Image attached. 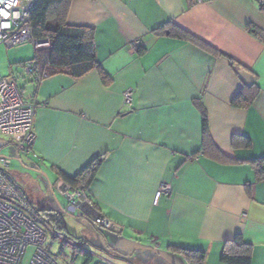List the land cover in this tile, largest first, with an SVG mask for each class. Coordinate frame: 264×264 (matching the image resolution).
<instances>
[{"label":"crops","instance_id":"crops-1","mask_svg":"<svg viewBox=\"0 0 264 264\" xmlns=\"http://www.w3.org/2000/svg\"><path fill=\"white\" fill-rule=\"evenodd\" d=\"M261 5L72 0L67 23L94 31L108 80L98 71L80 80L62 71L42 80L19 75L23 96L40 107L32 152L17 153L9 139L4 145L19 160L9 173L36 211L61 215L82 264H190L173 247L203 250V264H224V243L237 235L253 247L252 264H264V165L257 166L264 159ZM177 28L218 54L187 41ZM136 42L141 47L132 51ZM232 62L255 77L249 107L232 104L246 87ZM128 89L131 107L124 103ZM204 115L211 141L205 147ZM98 157L101 167L87 193L119 232L68 214L55 188L60 173L75 177ZM28 171L46 175L50 189L31 188ZM162 185L172 192L157 199Z\"/></svg>","mask_w":264,"mask_h":264},{"label":"built area","instance_id":"built-area-1","mask_svg":"<svg viewBox=\"0 0 264 264\" xmlns=\"http://www.w3.org/2000/svg\"><path fill=\"white\" fill-rule=\"evenodd\" d=\"M35 3L36 0H0V46L13 48L33 44L36 50L49 46L48 40H37L33 35L31 12ZM140 47V42L131 45L132 51ZM36 71L35 62L24 66L27 75H34ZM133 93V89L124 92V103L128 107L132 106ZM39 107V102L23 96L16 78L0 75V134L12 141L19 154H30L33 150ZM9 166L10 159L0 156V264H61L44 248L47 232H54L33 208L25 190L14 181ZM55 188L66 200L69 214L84 217L100 229L120 231L118 225L98 212L95 201L82 186L59 180ZM171 192L170 185H162L157 199ZM30 248L33 255L26 262Z\"/></svg>","mask_w":264,"mask_h":264},{"label":"trees","instance_id":"trees-1","mask_svg":"<svg viewBox=\"0 0 264 264\" xmlns=\"http://www.w3.org/2000/svg\"><path fill=\"white\" fill-rule=\"evenodd\" d=\"M72 0H36L31 12L33 35L37 40H48L49 46L36 50L35 57L30 62L37 64V71L34 75L37 78L48 77L62 71L75 80H80L93 71H98L102 80L106 82L108 77L101 68L96 56V44L94 31L85 27L72 26L67 23V15ZM259 4L264 0H256ZM264 9V6L261 5ZM178 34L214 54L217 50L212 46L195 37L191 33L177 28ZM261 37V34L255 32ZM234 67H238L232 62ZM252 96H248V93ZM256 94L255 86L244 87L236 96L232 104L238 107H249ZM204 147L209 144L210 137L208 131V120L206 115L203 118ZM235 140V139H234ZM236 142V141H235ZM250 146V142L246 143ZM103 157H98L91 161L75 177H68L60 173L61 180H64L75 187L82 186L86 191L96 179L101 167ZM264 159L257 166L262 168ZM262 175V173H259ZM97 206V205H96ZM40 218L47 227L54 232L57 238L67 241L66 244L75 243L77 239L66 229L61 215L53 210L37 211ZM99 228V227H98ZM64 243V242H63ZM178 251L184 260L190 264H203L205 251L192 250L184 247H173ZM89 259L90 256L85 254ZM253 247L246 244L242 236L237 235L232 240L226 241L223 246L221 261L224 264H252Z\"/></svg>","mask_w":264,"mask_h":264},{"label":"rangeland","instance_id":"rangeland-1","mask_svg":"<svg viewBox=\"0 0 264 264\" xmlns=\"http://www.w3.org/2000/svg\"><path fill=\"white\" fill-rule=\"evenodd\" d=\"M36 49L33 44H27L23 46L7 48L6 46H0V75L3 78H16L18 81V86L20 88L23 87L24 81L20 78L22 73H24V63L29 62L35 57ZM20 75V76H19ZM20 78V79H19ZM8 143V138L2 134H0V156L6 157L10 159L13 163L9 166L8 170L12 171L14 165H16L19 160L15 154H8L5 150L4 145ZM25 180L28 185L35 189V191L39 192L38 186L44 190V187L49 188L48 178L46 175L44 176H36L34 177L30 172H25ZM52 179V178H51ZM38 185V186H37ZM51 193V192H50ZM62 201L60 198H58ZM36 208V207H34ZM37 209V208H36ZM76 217H79L78 215ZM79 220L84 221L83 218H79ZM44 248L49 252L56 260H58L61 264H82V256L79 254H75V251L71 246L66 243H63V240L57 238L53 233L47 232V241L45 243ZM33 255V249L30 248L27 251L26 262L31 259Z\"/></svg>","mask_w":264,"mask_h":264},{"label":"water","instance_id":"water-1","mask_svg":"<svg viewBox=\"0 0 264 264\" xmlns=\"http://www.w3.org/2000/svg\"><path fill=\"white\" fill-rule=\"evenodd\" d=\"M235 70H236V73L238 74V76L240 77L241 81L243 82V84L246 87L250 88V87H252L254 85L255 77L250 72H248L247 70H245L244 68L239 67V66L236 67ZM83 250H85V252H89L90 253L89 250H86V249H83ZM93 256L100 257L99 255L94 254V252H93Z\"/></svg>","mask_w":264,"mask_h":264}]
</instances>
